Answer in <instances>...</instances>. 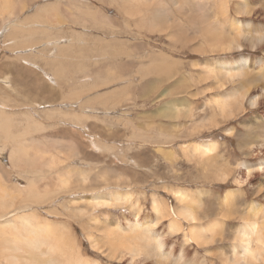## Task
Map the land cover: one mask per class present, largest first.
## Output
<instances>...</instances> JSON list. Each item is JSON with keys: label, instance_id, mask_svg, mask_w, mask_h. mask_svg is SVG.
I'll use <instances>...</instances> for the list:
<instances>
[{"label": "rangeland", "instance_id": "1", "mask_svg": "<svg viewBox=\"0 0 264 264\" xmlns=\"http://www.w3.org/2000/svg\"><path fill=\"white\" fill-rule=\"evenodd\" d=\"M245 2L250 13L240 15L236 0H0V111L14 120L10 140L24 135L27 145L35 140L32 148L55 156L44 155L52 159L48 169L13 163L11 143L0 138L1 220L24 214L35 226L49 227L51 237L40 251L56 243L50 253L56 264H175L181 252L178 264H235L234 230L252 202L264 212V172L236 182L247 178L242 162L264 160V148H258L264 138V64L255 65L264 59V45L252 52L240 39L241 53L220 51L233 27L225 16L251 21L249 32L264 29V0ZM75 29L115 43L89 39L74 47ZM65 34H70L67 44ZM61 38V45L48 44ZM244 55L252 59L245 73L253 76L220 84L219 65ZM245 92L240 104L233 98L232 117L215 104L224 93ZM257 95L259 105L252 108L248 98ZM212 141L217 142L212 156L195 154L193 146ZM68 172L86 181H65ZM30 188L34 192L25 194ZM178 189L190 195L187 205L196 203L194 226L219 221L215 240L186 245L191 227L183 220L182 232L164 239L171 258H154V245L146 244L141 232L124 229L133 219V205L140 209V222L151 219L154 198L179 214L184 205L171 193ZM37 192L48 196L44 202L34 197ZM115 192L131 193L130 204L107 208L90 201ZM258 220L264 223V213ZM170 221L153 229L163 233ZM21 253L15 254L26 258ZM9 257L0 250V264H12Z\"/></svg>", "mask_w": 264, "mask_h": 264}, {"label": "bare ground", "instance_id": "2", "mask_svg": "<svg viewBox=\"0 0 264 264\" xmlns=\"http://www.w3.org/2000/svg\"><path fill=\"white\" fill-rule=\"evenodd\" d=\"M245 1L246 0H236L235 5L237 6V10L239 11L240 15L250 13V11L247 7L248 4H246L247 2H245ZM228 4H230V3H228ZM225 12H228V9H227V11L225 10ZM225 19L227 21V22L226 21L225 22L226 23L231 22L233 24V27H231L232 30L228 31V37H230V39L228 41H226L225 43L224 42L220 43V45L223 46V48L221 47L220 51H223L225 54H233L236 52L241 53L244 50V46L242 45L243 43L240 41V39L241 40L243 39L245 41V44L248 45V47L252 50V52L259 50V47L260 46L262 47V45H264V29H258L257 28L255 30L254 28H252V30L249 32L248 30L251 29V27H252L251 21H249V20L244 21V20L239 19V18L233 20L229 16H225ZM224 26H227V25L224 24ZM251 61H252V59L249 55H244L235 63H231L229 61L222 62L219 65V73L222 76L219 83L220 84L223 83L221 80L224 78L230 79L231 81H235V79L241 80L247 74L253 76L252 73H250V74L245 73L247 67L249 69H252ZM263 64H264L263 58H259L257 61H255L256 67H260ZM251 80L253 82L256 79H251ZM258 82H260V81H258ZM214 86H215V84H214ZM235 88H237V87L235 86ZM237 92H239V91H237ZM225 93H227V92H225ZM225 93H224V95H226V96H222L223 99L220 100L219 103H215L218 106V108H220L221 112L225 113V114L233 110V108L231 107L233 98H236L234 100L235 101L238 100V103L240 104L241 100L243 99V101H244V99L247 98V94H248V92L247 93L245 92L242 94L243 96H239L238 93H235V94L234 93L225 94ZM214 96H216V95L214 94ZM216 98H218V97H216ZM260 98H261L260 95H257V96L252 97V98L249 97L248 98L249 106L252 108H257L259 105ZM242 105H244V103ZM64 114H66V113H64ZM230 114H231V117H232V115H234V113L232 114L231 112H230ZM227 115H229V113L226 114V116ZM75 117H77V116H75ZM13 121H12L11 117L7 116V113L4 110L0 111V138H2L5 141H9L11 143V145L13 147L12 152H11V156H10L12 162L13 163H17V162L18 163H26L27 166L29 164V167H31V168L36 167V168H43V169L47 168L48 169L49 163L51 164L50 161H52V159L55 157V156L54 157L52 156L54 153L53 154L50 153L48 151V149L44 150V149L32 148V145L37 143V141L32 140L31 144L27 145L25 143L26 139H23L24 135L20 139L11 141L10 139H15L14 138L15 133L13 132V129H12L13 125L11 126ZM28 122H30V121H28ZM27 126H29V124ZM231 131L232 130L230 129V132ZM25 134H27V132ZM256 134H258V133H256ZM260 139L261 140L259 141L260 143L258 144V148L262 149V148H264V138L260 137ZM69 143H65V144L67 145ZM246 143H248V142H246ZM65 144H63V145H65ZM248 144L251 145L250 142ZM254 144L255 143H253V145ZM69 145H67L68 149L71 147ZM193 148H194L195 154H197L199 156L201 155L200 156L201 158L202 157L208 158L209 156H212L215 153V150L217 148V142H214V141L202 142V143L199 142L195 146H193ZM59 150H60V148H59ZM47 153H50L49 155H51L50 157H52L51 160L49 159L50 161H46V158L44 157V155H46V157H47ZM64 154H66V153H63V155L62 154H60V155L64 156ZM72 157H73V155H72ZM172 157H174V156L172 155ZM56 160H57V157H56ZM54 161H55V159H54ZM262 161H264V160H260V161H257L255 163L242 162L239 166L241 169H243L246 172L247 178L245 181H242V179L239 177L238 180H236V182L241 185L242 183L247 182L255 173H258V172L263 173L260 170L261 167H264V164H261ZM56 163L58 164V162H56ZM36 168H34V169L37 170ZM72 168L73 167H71V169ZM250 169H252V175L251 176H249V174H248ZM65 172H67V171H65ZM70 172H68L69 175L71 174ZM73 172H74V170H73ZM66 174H64V177ZM75 174L76 175L73 174L74 176L70 175L71 177L69 176L68 178L65 177V181H68L72 178L77 179L78 182L79 181H81V182L86 181L85 179L78 180V172ZM65 181L63 183H65ZM49 187H50V185H47V188H49ZM33 189H35V188H33ZM33 189L30 188L29 190L24 191V193L27 195L28 194L31 195L34 192ZM47 190H50V188ZM46 192H48V191L45 190V193ZM171 193H172V196L177 201V203L184 205L178 210L179 214L176 213L175 209H173L171 207L168 208L167 206L164 205V203H162L158 199L154 198L152 200V212H153L152 214H153V216L151 217V219L148 220L146 223L140 222L139 221L140 209L137 207V205H133V208H132L133 219L128 221L129 225L124 229V232H126V233L129 232L131 234L138 233V231L141 232V237H142L143 241L146 244H153L154 245V250L157 253V256L155 255L154 258L159 257L160 259H164V260H169L171 258V252H168L165 250L164 239L168 235H174L177 232H182V229H183L182 221L183 220H185V222H188L190 224V227H191L190 234H185L184 242L186 245L196 244V245L203 246V245H205V243H208V240L214 241L215 237H214L212 231L213 230L215 231V229L218 228L217 225L219 224V221L217 222V221L213 220L209 223L208 222L204 223L202 226L199 225L197 228L196 226H194V224H197V222H198L197 218H199V217H197L196 212H195L196 203L193 202L191 205L186 204V203H188V199L190 198V195L188 194V192L181 190V189H178V190L171 191ZM231 193H232V191H229L225 195L224 200L226 202L229 201ZM43 195L44 194L37 192L34 194V197L36 199H38L39 201L44 202L48 196H46V195L43 196ZM47 195H48V193H47ZM131 197H132V194L129 192H123V193L122 192L121 193L115 192V193H112L110 195L100 194L98 196H95L94 198H91L90 201L93 204H96V205H94V207L103 206V207L111 208V206H114V205H118V206L126 205L127 203H129L131 201ZM1 198L2 197L0 196V199ZM3 198L5 200L4 196H3ZM1 206L3 207V204L0 201V207ZM2 207H1V210H2ZM6 209L8 210V208H6ZM1 210H0V212H1ZM3 211H4V209H3ZM261 213H264V212L262 210H260V205L257 202H252L246 210L247 217L244 218V221L241 224H239L237 226V228L234 230L235 240H234L233 244L231 245V252H232V257H234L236 259L235 264H245V263L247 264L248 262L252 263V264L253 263L264 264V223H260L258 220V216ZM7 215H10V214L7 213ZM168 217H171V221L167 227V231L162 233V232H157L153 229V228H156L159 225V223L163 221V219L168 218ZM2 218H3V216H2V214H0V236L3 239L2 240L3 244H2V246H0L1 247L0 250L2 252H5L6 255H8V256L10 255L9 261L12 264H56V262H53L51 260V255H50V253L52 254V252H54L56 250L55 246H54L56 243L55 244L52 243L54 245H50L49 249H47L49 251H45V252L40 251L41 247L46 245V242H44V240L46 239V241H47V239H50L49 236H50L51 232L48 229L49 227L48 228L47 227L39 228V227L35 226L30 221V218L27 216H24V214L18 215V216H17V214H15V215H13L12 219L6 218V219L1 220ZM221 219H223V218H221ZM21 230L25 232L24 236L19 234V232ZM45 233H47V238L45 237ZM56 233H58V232H56ZM112 233H113L112 230L108 231L109 238L112 237V235H113ZM208 235H210V236L206 237ZM53 237H56V235L54 234ZM55 240L56 239H54V241ZM121 241H123V240H121ZM50 242H51V240H50ZM60 249H62L61 246H60ZM62 251H65V249L63 248ZM20 252H22L21 253L22 256L26 255V258L23 259L20 257V255L16 256L15 253L20 254ZM66 252L67 251H65V253ZM212 252L213 251H211L210 254H213ZM219 252H222V251H219ZM62 254H64V252H62ZM131 254H132V256H131L132 258H131L130 262L132 263L134 260V257L135 256L137 257L138 251L136 253H131ZM181 255H182V252H181L180 256L177 257L178 260L176 259L177 261H174L175 264H178V262L182 260ZM19 257L21 258V260ZM5 258H6V256H5ZM78 261H79V259H78ZM57 262H58V260H57Z\"/></svg>", "mask_w": 264, "mask_h": 264}, {"label": "crops", "instance_id": "3", "mask_svg": "<svg viewBox=\"0 0 264 264\" xmlns=\"http://www.w3.org/2000/svg\"><path fill=\"white\" fill-rule=\"evenodd\" d=\"M65 35L67 36V41H64L61 38V39L51 40L50 43H48V44L49 45H53V44H60L61 45L63 41H64L63 43L67 44L70 34H65ZM89 39L95 40L96 44H98L99 41H101L103 44H105V43H110V44L115 43V41L111 40L110 38H107V37L106 38H100L98 35H95L90 30H85V29L78 30V29H75V32H74V47L76 46L78 48V45H86ZM80 40H82V42H80ZM85 81H87V80H85ZM89 82H92L91 78H90ZM133 108H135L136 111L138 112V110H139L138 107H133ZM93 109L94 108H91L92 111H93ZM146 112L155 113L156 110L155 111H146ZM139 113H140V110L138 112V115H139ZM78 127H79V124H78Z\"/></svg>", "mask_w": 264, "mask_h": 264}, {"label": "snow or ice", "instance_id": "4", "mask_svg": "<svg viewBox=\"0 0 264 264\" xmlns=\"http://www.w3.org/2000/svg\"><path fill=\"white\" fill-rule=\"evenodd\" d=\"M261 164H264V161H262ZM260 170H261V172H264V167H261ZM248 174H249V176L252 175V169L249 170V173Z\"/></svg>", "mask_w": 264, "mask_h": 264}]
</instances>
